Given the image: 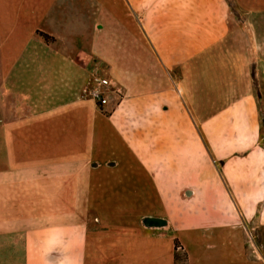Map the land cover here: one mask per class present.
I'll list each match as a JSON object with an SVG mask.
<instances>
[{
    "label": "rangeland",
    "instance_id": "obj_1",
    "mask_svg": "<svg viewBox=\"0 0 264 264\" xmlns=\"http://www.w3.org/2000/svg\"><path fill=\"white\" fill-rule=\"evenodd\" d=\"M198 1L207 13L200 21L213 23L217 39L185 72H174L177 104L190 119V138L178 155L182 170L155 185V198L138 200L137 212H96L94 204L88 208V197L78 195L80 205L73 211L42 208L36 215L18 207V193L2 190L9 137H24L20 142L30 151L38 138H49V131L26 127L39 118L33 117L26 97L11 95L4 84L22 49L13 46L17 36L27 33L3 29L7 24L0 22V264H30L41 249H78L76 241L94 235L93 226L99 229L97 236L160 241L159 249L168 247L177 264H264V0ZM119 3L68 0V29L55 35L63 43L61 52L77 62L73 74H63L67 81L83 83L76 106L101 115L111 113L121 93L113 84L104 111L83 93L95 77L111 81L108 64L90 55L89 41L99 29V14L107 25L110 20L119 25L113 29L124 30L125 15L139 24L140 17L125 0ZM111 37L119 44L125 40L121 32ZM80 151L77 158L83 157ZM10 198L15 201L9 206Z\"/></svg>",
    "mask_w": 264,
    "mask_h": 264
},
{
    "label": "crops",
    "instance_id": "obj_2",
    "mask_svg": "<svg viewBox=\"0 0 264 264\" xmlns=\"http://www.w3.org/2000/svg\"><path fill=\"white\" fill-rule=\"evenodd\" d=\"M198 2L156 0L154 5V0H125L140 20L137 24L125 15L121 31L113 29L119 26L113 20L107 25L97 16L95 23L100 26L91 32L89 52L108 64L110 80L121 93L111 113L101 115L76 106L83 83L74 84L63 75L73 74L77 64L61 52L63 43L55 36L68 29V0H0V22L7 24L2 28L27 33L19 34L13 45L22 48L10 67L18 65V86L15 93L8 90L13 96L26 97L33 117L39 118L26 127L32 132L49 131V138L39 136L30 151L20 142L24 137L7 136V168L1 187L18 193L19 208L36 215L42 208L69 212L80 205L79 195L88 197V208L94 204L96 212H127L137 207L138 200L155 198V185L164 183L166 175L171 179L181 172L178 155L190 138V119L177 104L174 72H185L183 68L215 37L213 23L206 26L200 21L207 13ZM108 3L120 5L119 0ZM198 26L203 28L198 31ZM37 32L48 34L56 43L46 46ZM120 32L125 39L122 44L111 37ZM18 124L12 122L14 127ZM79 151L82 158L76 157ZM93 227L94 235L85 234L76 241L78 249L36 250L30 264H177L168 247L159 249L160 241L97 236L99 229Z\"/></svg>",
    "mask_w": 264,
    "mask_h": 264
},
{
    "label": "built area",
    "instance_id": "obj_3",
    "mask_svg": "<svg viewBox=\"0 0 264 264\" xmlns=\"http://www.w3.org/2000/svg\"><path fill=\"white\" fill-rule=\"evenodd\" d=\"M112 87L111 81L95 77L84 87L83 93L97 105L99 111H104L109 107L112 100V94L114 93L111 90Z\"/></svg>",
    "mask_w": 264,
    "mask_h": 264
},
{
    "label": "trees",
    "instance_id": "obj_4",
    "mask_svg": "<svg viewBox=\"0 0 264 264\" xmlns=\"http://www.w3.org/2000/svg\"><path fill=\"white\" fill-rule=\"evenodd\" d=\"M37 37L46 45V46H52L56 43V40L50 36H48V34L45 33H41V32H37L36 33ZM25 53L22 54V57H25ZM18 65H14L13 68L10 69V71L8 72L5 80H4V84L12 91V92H17L16 91V79H15V73H16V69H17ZM23 72H25V69H22ZM22 88H24V86L22 85ZM48 109H50V107H48ZM264 122V120H262ZM178 240L175 239L174 243H173V247L174 249H176L177 244H178ZM175 259H177V256L174 255Z\"/></svg>",
    "mask_w": 264,
    "mask_h": 264
}]
</instances>
